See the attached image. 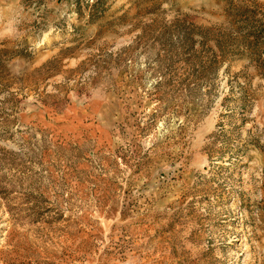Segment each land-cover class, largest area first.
I'll return each mask as SVG.
<instances>
[{"label":"rangeland","instance_id":"rangeland-1","mask_svg":"<svg viewBox=\"0 0 264 264\" xmlns=\"http://www.w3.org/2000/svg\"><path fill=\"white\" fill-rule=\"evenodd\" d=\"M0 264H264V0H0Z\"/></svg>","mask_w":264,"mask_h":264}]
</instances>
